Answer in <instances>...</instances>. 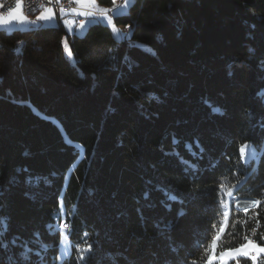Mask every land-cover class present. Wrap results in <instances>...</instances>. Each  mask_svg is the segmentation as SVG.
Instances as JSON below:
<instances>
[{"label":"trees","instance_id":"1","mask_svg":"<svg viewBox=\"0 0 264 264\" xmlns=\"http://www.w3.org/2000/svg\"><path fill=\"white\" fill-rule=\"evenodd\" d=\"M116 24L131 43L101 23L81 37L62 25L0 32V264L24 244L44 264L66 252L61 264H82L85 239L87 264H205L230 185L262 203L247 215L232 204L218 250L264 241V0H132ZM248 143L257 165L240 157ZM29 176L44 179L32 187ZM62 222L63 243L47 227ZM237 262L252 264H226Z\"/></svg>","mask_w":264,"mask_h":264},{"label":"snow or ice","instance_id":"2","mask_svg":"<svg viewBox=\"0 0 264 264\" xmlns=\"http://www.w3.org/2000/svg\"><path fill=\"white\" fill-rule=\"evenodd\" d=\"M57 2H59V0H57ZM74 2L80 4L81 6H84L86 4L87 5H91V6H95V0H74ZM113 3H115V0H113ZM0 6H2V5H0ZM17 7L21 8V11H22V3H20L19 0H18V3H17ZM123 7H125V8L128 7V0H124ZM96 10L100 12V14H101V16L103 18L107 19V22L109 24L112 23L111 18H108L106 16V13L104 12V10H102V9H96ZM49 11H51V10H49ZM60 11L63 13L64 9L61 8ZM74 11H76V10H74ZM76 14L77 15H88V16L93 15L92 12L85 13L83 11H77ZM52 18H53L52 15H47V16L41 15L40 17H38V19H40V20H51ZM20 19L23 20L24 18L21 17ZM9 22H10L9 20H0V23H3V24H7ZM69 23H71V22L70 21H65V24H69ZM83 26H84L83 24L80 25L81 28ZM65 48H67V42H65ZM69 55H71L70 52H69ZM125 59H127V57ZM258 96H260L262 99H264V91H261L260 93H258ZM212 112L214 114L215 113H219L220 109L216 108V107H213L212 108ZM261 127H264V125H261ZM174 142H175V140H174ZM197 144H198V142H197ZM198 147H199V144H198ZM247 147H248L247 144H243L240 147L239 151H240L241 159L245 158V152H246ZM189 148H190V146H189ZM200 151L203 152V149L201 148ZM192 154L195 155V153H192ZM262 155H264V153H262ZM180 162H181V164L186 166L185 167V171L191 170L193 173H195L198 170L197 166L191 164L189 161H186V160L181 158ZM210 166L214 167V165H211V164H210ZM17 171H21V170L18 169ZM22 171L27 172L28 170L27 169H23ZM42 179H44V178H42L40 176H36V177L29 176L26 179V183L29 186L37 187ZM45 182H47V181L45 180ZM2 194L3 193L0 192V195H2ZM227 195L231 196L232 192L229 191ZM147 198H148V194L145 193V199H147ZM168 199L170 201H177L178 200V198L175 195H172V194H168ZM236 203H237V207H239L240 201L237 200ZM248 203H251L255 207L259 208L261 203H262V201L261 200H254V201H250ZM166 207H168V209L171 210V205L170 204L166 205ZM61 211H63L62 207H61ZM244 211H245V214L247 215L248 209L245 208ZM179 215L180 216L184 215L183 210H181L179 212ZM256 215L259 216V213H256ZM57 218H59V217H57ZM227 218H228V212L226 211L224 213V220L222 221L221 227L216 232V234L212 237V240L208 244L207 248L204 249L203 255L207 256V261L205 262V264H212V261L214 259H217V256H216L217 241L220 239V236H221V234L224 231V227L227 225ZM47 227L49 229V234L50 235L55 234V232H57V231L60 232V234L63 237V240L61 241L62 243L67 240V232H66V230L69 228L68 224L62 222L59 225L49 224ZM166 227L169 230H171V227H172L171 223H169V225H167ZM213 227H215V225ZM259 227H260V221H259V219H257L256 220V227L253 228V230H252L253 235L256 234V229L259 228ZM7 230H8V218L4 217V216H0V236H3L7 232ZM35 236L37 237V242H39V233H36ZM84 236L87 237L88 233H85ZM261 239H264V234L261 235ZM244 240H245V243L241 244L238 248H236L234 250H226V251L221 252L220 253V258L222 259L225 255H231V257L233 259H235L238 256H243V257H246L247 259L251 260L252 264H256L257 256L260 253H264V247H261V246L257 245L255 240L250 239L248 236H245ZM202 244H203V241L197 239L194 242L193 247L195 249L199 250L201 248ZM249 246H251L252 248H259V253L253 254L250 251H244V249L249 248ZM69 247H71V245H69ZM0 249L6 251L7 250V244L6 243H0ZM41 249H42V252L44 254H46L49 251V245L41 243ZM170 250L172 252H174V253L177 252V248L176 247H171ZM77 252L79 253V260L82 262V264H87V261L92 259V256L94 255V246H93V244L88 243L87 239H85L83 245L77 247ZM31 254H34V255H36L39 258L38 261L36 262V264H44L45 255H43L41 253V251H38V250L34 251L32 248L28 247L27 244L23 245L22 251L19 253V257H20L19 261H14L12 259V257H9L10 264H32V256H31ZM188 255H192V253L189 252ZM67 256H68V253L66 252L64 254V256L61 257V259H66ZM165 264H167V261L165 262ZM185 264H187V261H185ZM237 264H239V262H237Z\"/></svg>","mask_w":264,"mask_h":264},{"label":"crops","instance_id":"3","mask_svg":"<svg viewBox=\"0 0 264 264\" xmlns=\"http://www.w3.org/2000/svg\"><path fill=\"white\" fill-rule=\"evenodd\" d=\"M113 3V0H112ZM77 8L76 11L71 12H61L60 10H54V9H45L38 13L35 16V19L33 22L28 21V19L25 17L23 9L21 11V8L15 7L12 9L8 15L4 17H0V20H9L10 22L7 24L0 23V32H13L15 30H30L33 28L38 27H47V26H58L62 25L66 32L71 35H77L79 36L80 33L86 31L89 26L97 23L105 24L109 26L113 32L114 37L118 40L121 37L122 32L120 27L116 24V17L125 15L128 13V8L123 7L122 4L119 3V0H115V3L108 6L107 4L103 3L101 0H95V6L91 5H84L81 6L80 4L76 3ZM96 9H102L106 13V16L108 18H111L112 23L109 24L107 22V19L103 18L99 11ZM14 10V11H13ZM51 10V11H49ZM77 11H83L85 13L92 12L93 15H77ZM41 15H52L51 20H40L38 17ZM23 17L24 19L21 20L20 18ZM65 21H70L71 23L65 24ZM115 23V24H114ZM83 24L84 26L81 28L80 25ZM125 29V37L127 38V35L130 34V28L124 27ZM126 40V39H125Z\"/></svg>","mask_w":264,"mask_h":264},{"label":"rangeland","instance_id":"4","mask_svg":"<svg viewBox=\"0 0 264 264\" xmlns=\"http://www.w3.org/2000/svg\"><path fill=\"white\" fill-rule=\"evenodd\" d=\"M132 0H128V7L130 5ZM127 7V8H128ZM115 24V23H114ZM33 27H36V26H33ZM32 27V28H33ZM27 29V28H26ZM26 29H22V30H26ZM121 29V32L123 35H121V37H119L120 39L118 40H124L126 39L129 43H131V33L127 35V38L125 37V28L124 27H120ZM87 31V30H86ZM86 31L82 32L79 34V37L81 36H84ZM117 40V39H116ZM135 44L144 49V50H149L150 51V47L146 44H143V43H140V42H135ZM66 51H67V56H68V59L69 61L74 64L75 61H74V58L72 55H69V46L67 44V48H66ZM248 147L246 149V152H245V158L242 159L243 163L246 164V165H250V164H254V165H257V162L259 160V157H260V153L259 151L251 144H247ZM238 185H230V186H226L222 189V205H223V209H224V213L227 211L228 212V218H227V225L224 227V231L223 233L221 234V236L225 233V231L227 230L228 228V225H229V219H230V214H231V208H232V201H233V198L235 197L236 195V192L238 190ZM231 191L232 192V195L231 196H228V192ZM251 210V209H250ZM249 211V210H248ZM245 212V211H244ZM224 215V214H223ZM223 220H224V216H223ZM222 219H220V221L218 222V224H216V227H215V231H214V234L213 236L216 234V232L219 230V228L221 227V224H222ZM220 236V237H221ZM220 240V239H219ZM219 240L217 241V246H216V256H217V259H214L212 261V264H226L227 262H230L231 260H233V258L231 257V255H225L222 259L220 258V253L223 252V251H219L218 250V242ZM257 245L261 246V247H264V241L263 243H256ZM244 251H250L252 252L253 254H257L259 253V248H252L251 246H249V248L247 249H244ZM264 256V253H260L258 256H257V261H256V264L257 262L259 261V259L261 257ZM63 257V256H62ZM238 257H243V256H238ZM237 258V257H236ZM230 260V261H227ZM63 259H60L59 261V264H61Z\"/></svg>","mask_w":264,"mask_h":264},{"label":"built area","instance_id":"5","mask_svg":"<svg viewBox=\"0 0 264 264\" xmlns=\"http://www.w3.org/2000/svg\"><path fill=\"white\" fill-rule=\"evenodd\" d=\"M22 3V9L28 21L33 22L35 16L45 9L60 10L71 12L77 8L74 0H19ZM18 0H0V17L8 15V13L17 7ZM120 4H124V0H119ZM255 240V237L253 238ZM256 242V241H255Z\"/></svg>","mask_w":264,"mask_h":264},{"label":"water","instance_id":"6","mask_svg":"<svg viewBox=\"0 0 264 264\" xmlns=\"http://www.w3.org/2000/svg\"><path fill=\"white\" fill-rule=\"evenodd\" d=\"M240 201V205L239 207H237V203H236V206L235 208L238 210V211H241V212H244V209L247 208L248 210L250 209H254L255 206L252 205L251 203H248L250 202L251 200H239Z\"/></svg>","mask_w":264,"mask_h":264},{"label":"bare ground","instance_id":"7","mask_svg":"<svg viewBox=\"0 0 264 264\" xmlns=\"http://www.w3.org/2000/svg\"><path fill=\"white\" fill-rule=\"evenodd\" d=\"M250 239H253L252 237H249Z\"/></svg>","mask_w":264,"mask_h":264}]
</instances>
